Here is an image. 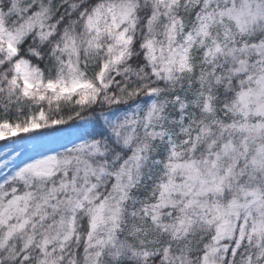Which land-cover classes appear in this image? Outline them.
<instances>
[{
    "label": "snow or ice",
    "instance_id": "snow-or-ice-1",
    "mask_svg": "<svg viewBox=\"0 0 264 264\" xmlns=\"http://www.w3.org/2000/svg\"><path fill=\"white\" fill-rule=\"evenodd\" d=\"M0 264H264V0H0Z\"/></svg>",
    "mask_w": 264,
    "mask_h": 264
}]
</instances>
